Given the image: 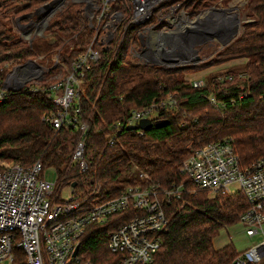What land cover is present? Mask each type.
Wrapping results in <instances>:
<instances>
[{
	"label": "trees",
	"instance_id": "trees-1",
	"mask_svg": "<svg viewBox=\"0 0 264 264\" xmlns=\"http://www.w3.org/2000/svg\"><path fill=\"white\" fill-rule=\"evenodd\" d=\"M47 1L0 0V78L35 59L36 51L42 47L47 54L60 50V62L70 70L92 40L94 31L88 26L82 29L79 3H67L61 8L50 18L44 35L32 43L20 37L15 31L17 20L28 23L27 15ZM206 1L187 0L184 7L191 10ZM111 5L112 11L124 7L130 13L133 9L132 0H111ZM246 9L253 20L203 67L247 59L246 78L226 72L218 75L225 77L223 82L217 81L216 76L213 86L207 84L203 88H196L183 78L187 71L194 70L192 66L165 68L133 62L129 47L139 42L138 33L154 16L143 24H131L123 35L126 20L110 49L85 71L78 115L89 126L84 171L71 158L79 131L70 125L56 131L43 122L45 115L58 110L48 92H9L6 101L0 103V169L3 163L29 167L40 161L44 168L56 169L59 189L75 184L74 195L82 198L92 191L90 180L101 186L98 195L104 199L116 197L130 186L158 184L161 195L164 190L182 186L179 198L170 197L163 202L168 225L161 233L162 245L152 264H231L241 253L233 244L216 249L213 242L224 227L239 223L248 209L246 198L241 192L213 194L197 189L181 172V166L191 149L225 138L232 139L242 169L264 158V0H248ZM52 72L57 73L58 69L49 63L47 73ZM229 74L235 78L227 80ZM36 83L47 86L45 77ZM214 85L215 90H220L214 96L221 105L212 107L208 95ZM242 92L245 95L241 97ZM167 94L175 97L178 110L161 111L146 129H127L126 121L133 109ZM206 110L211 111L205 113ZM183 123L186 125L181 126ZM114 131H120L118 142L109 146V136ZM134 164L140 166V172L132 170ZM129 213L113 214L106 223L85 228L79 251L84 261L118 264V255L108 249L107 236L126 221ZM19 255L14 264H24L22 254Z\"/></svg>",
	"mask_w": 264,
	"mask_h": 264
},
{
	"label": "built area",
	"instance_id": "built-area-1",
	"mask_svg": "<svg viewBox=\"0 0 264 264\" xmlns=\"http://www.w3.org/2000/svg\"><path fill=\"white\" fill-rule=\"evenodd\" d=\"M152 1L154 0H132L133 9L128 13L124 7L112 11L111 0H88L86 11L89 12L90 20L87 26L94 31V36L63 79L43 87L36 82L33 84L34 81L30 80L34 79L36 73H30L23 67H15L5 78H0V103L6 101L9 92H15L13 89L48 92L58 110L45 115L43 122L56 131L64 125H70L79 131L80 137L72 159L80 164L81 171L87 168L83 157L89 130V126L78 117L85 71L99 62L103 52L110 49L126 20L123 35L131 24L140 25L143 19L144 23L149 21ZM180 18L181 14L170 18L167 25L176 24V28L177 25L179 27ZM144 28L145 26L138 33V48L139 56L146 63L157 58L166 64H175L172 59L178 60L180 55L187 54L190 50L184 36L181 38H184L185 45L181 41L172 44L161 41L164 35L170 33H156L152 31L154 28ZM177 30L180 33V29ZM116 52L117 50L115 54ZM224 78L218 76L216 79L223 82ZM226 78L233 80L235 77L229 74ZM191 84L196 88L207 85L204 80H196ZM240 95L242 97L245 94L242 92ZM208 101L213 106L221 105L212 94L208 95ZM178 108L175 97L167 94L161 100L133 109L126 125L138 126L142 120H151L149 117L154 113ZM119 133L120 131H114L109 136V146L118 142ZM139 134L142 135L141 132ZM2 165L0 264H14L19 254H22L24 264H90L79 253L85 228L91 224L102 225L111 215L124 211L131 213L125 217L126 221L108 233L109 251L118 255V264H152L162 245L161 233L168 225L163 202L170 197L179 198L182 193V186H178L164 190L161 195L158 184H149L130 186L120 195L104 199L98 195L101 186L90 180L92 191L87 197L74 195V187L68 186L63 189L70 193V197L61 199L63 189L58 188L56 181L43 177L46 168L40 161L29 167L15 162ZM181 172L191 179L197 189L212 193L241 192L244 195L248 209L240 216L239 224L244 227L248 236L261 235L262 240L238 255L231 264L264 262V158L242 169L232 139L225 138L191 149L190 156L182 163ZM232 185L237 188L230 189ZM77 246L79 249L77 255H74Z\"/></svg>",
	"mask_w": 264,
	"mask_h": 264
},
{
	"label": "rangeland",
	"instance_id": "rangeland-1",
	"mask_svg": "<svg viewBox=\"0 0 264 264\" xmlns=\"http://www.w3.org/2000/svg\"><path fill=\"white\" fill-rule=\"evenodd\" d=\"M51 1L52 0H48L46 3ZM186 1L187 0H181L175 2L174 0L152 1L151 17L154 16L153 21L150 24H147L145 28H149V29L154 28V30L152 31L156 33L167 32L170 33L171 35L173 34V36L176 38L186 35L183 32L184 28L193 27L194 25H192V21H195L196 23H198V21L199 22L206 21L205 24L201 25L200 23L201 27H198L200 31L191 37L192 45H193V50H191V52L195 54V50H196V54L200 57L201 60L195 62V65H193L192 64V62H194L193 60L194 54H193L191 57H189L191 59V60L189 59L191 63H187L183 65L166 64L164 62H161V60L157 58L155 61H150L149 63H146L145 62L146 60L139 56V48H138L140 46L139 42L137 44L133 43L129 47V55L131 57V60L135 63L155 65L165 68H179L182 66H190V67L192 66V69L194 70L187 71L183 76V78L189 84H191L193 81L196 80H204L206 84L213 86L214 78L226 72H233L239 74V76H241L242 79L246 78L245 71H246L247 59L234 60L224 64H214L206 68L203 67L207 65V62L210 61L216 55V53H218L219 51H223L225 47H227L237 37H239L243 33L245 25L253 20L252 18L249 17L248 11L246 9L248 0H207L208 2L205 0L206 2L202 3L199 6H195L196 8L194 9L193 7H190L189 9L191 10H187L184 7L185 4L184 2ZM67 3L82 4L81 9L83 16V23H82V29H83L85 26L88 25V22L90 20L88 16L89 12L86 11L88 0H59L58 2L52 4L51 9L53 10L51 12H50L51 9L49 11L47 9H42L36 12L37 9L40 8L41 6L38 7L32 13V16L28 17L29 18L28 23L20 24L19 22H17V26H15V31L17 32V34H19L20 37H22L28 43H32L33 40H36L44 35L50 18L54 14H56L59 10H61V8H63ZM220 10H224L226 12H221ZM179 14H181L180 22H178L179 27L177 25L176 28V24L174 26L169 24L170 26L169 27L167 23L169 22L170 18L178 17ZM217 14H219V16ZM146 19L149 18L147 17ZM142 21L143 22H141L140 24L144 23V19ZM121 23L122 21L119 24ZM233 23L236 24L235 30ZM178 28L180 29V33L177 30ZM203 32L205 33V36L201 34ZM154 37L157 42L158 41L157 36L155 35ZM29 39H31V42L29 41ZM179 39L183 44V39L182 38ZM59 52L60 50L55 51L52 54H47V51L44 49V47L36 51L37 57L33 59L34 61L33 65L37 68V73L34 77L35 80L34 79L30 80V81H34L33 84H35L36 81H41L45 77V82H47V86H49L50 84L55 83L66 76L68 70L60 62ZM187 54H190V50L188 51ZM49 63H53V66L56 65L58 69L57 73L52 72L53 73L52 75H49L47 73V66L49 65ZM156 63H161V64H156ZM212 86H210L212 95L216 94V91L217 92L220 91V90H215V85L214 88ZM210 106L213 107V104L211 103ZM209 111L211 110H206L205 113H208ZM210 114L208 116H210ZM199 115L200 114H197V117H199ZM157 116L158 114L154 113L149 118L154 119ZM76 146L72 151L71 158L76 149ZM191 146L192 143L188 145L189 148H191ZM132 170L136 173V172H140L141 168L138 164H134ZM43 177L50 181L55 182L58 180V173L55 168L47 167L43 173ZM236 188L237 186L235 185L230 186V189L234 190ZM60 196L61 199H68L70 197V193L66 189L65 190L63 189L61 191ZM261 240H262L261 235H257L255 237L248 236L246 234V231L244 230V227L241 224L237 223L233 226L224 227L220 231L219 235L214 239L213 244L216 249H221L228 244H233L239 253H243L246 250L252 248ZM85 261L92 264L88 260Z\"/></svg>",
	"mask_w": 264,
	"mask_h": 264
},
{
	"label": "water",
	"instance_id": "water-1",
	"mask_svg": "<svg viewBox=\"0 0 264 264\" xmlns=\"http://www.w3.org/2000/svg\"><path fill=\"white\" fill-rule=\"evenodd\" d=\"M59 0H52L51 2H48V3H45L44 5H42L40 8L37 9L36 12L42 10V9H47L48 11L51 9V6L52 4H54L55 2H58ZM53 9L50 10V12L52 11ZM213 10V9H212ZM221 12H226L224 10H220ZM32 16V14L30 15H27V17H30ZM20 18L17 20L19 22ZM206 21H198V23H196L195 21H192V25H194L193 27H185L184 28V33L187 35V36H184V38L187 39V42L189 43L190 45V50H193V47H192V40H191V37L195 34H197L200 29H198V27H201L202 24H205ZM196 23V24H195ZM201 23V25H200ZM46 24V23H45ZM210 25V24H209ZM203 31V30H202ZM234 35V34H233ZM232 37V36H230ZM177 38V39H176ZM174 37L173 34H166L163 36V39L161 40L162 42H168V43H172V44H175V43H178L180 41L179 38L181 37ZM183 38V39H184ZM29 41L31 42V39H29ZM194 53L190 52V54H184V55H180L179 56V59L178 60H174L172 59V61L175 62V64H187V63H191V61H189V57H191ZM191 60V59H190ZM194 62H192L193 65H195V62H198L200 61V57L196 54V51H195V54H194V58H193ZM33 60H29L27 61L26 63H24L23 65H20V66H17L16 68L19 69V68H22V67H25L29 64H33ZM156 64H161V63H156ZM7 88V87H6ZM9 89V88H7ZM15 92L18 91L19 89H13ZM152 124V122L150 120H142L140 121L139 125H133V126H128V130H136L137 128H142V129H146L148 127H150ZM73 187L75 186V184L72 185ZM78 249H79V246H77L75 248V251H74V255H77V252H78Z\"/></svg>",
	"mask_w": 264,
	"mask_h": 264
},
{
	"label": "flooded vegetation",
	"instance_id": "flooded-vegetation-1",
	"mask_svg": "<svg viewBox=\"0 0 264 264\" xmlns=\"http://www.w3.org/2000/svg\"><path fill=\"white\" fill-rule=\"evenodd\" d=\"M218 16H219V14H217ZM217 16V17H218ZM216 17V18H217ZM234 24V26L236 25L235 23H233ZM202 35H204L205 36V33L203 32V33H201ZM196 51V50H195ZM24 69H27L30 73H33V74H35V73H37V71H36V67L33 65V64H29V65H27V66H25V67H23ZM23 69V70H24Z\"/></svg>",
	"mask_w": 264,
	"mask_h": 264
},
{
	"label": "bare ground",
	"instance_id": "bare-ground-1",
	"mask_svg": "<svg viewBox=\"0 0 264 264\" xmlns=\"http://www.w3.org/2000/svg\"><path fill=\"white\" fill-rule=\"evenodd\" d=\"M180 22V21H179ZM235 28H234V30L236 29V25L234 26ZM236 32V31H235Z\"/></svg>",
	"mask_w": 264,
	"mask_h": 264
}]
</instances>
